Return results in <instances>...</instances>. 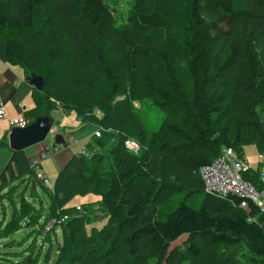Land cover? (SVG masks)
<instances>
[{
	"label": "trees",
	"instance_id": "trees-1",
	"mask_svg": "<svg viewBox=\"0 0 264 264\" xmlns=\"http://www.w3.org/2000/svg\"><path fill=\"white\" fill-rule=\"evenodd\" d=\"M161 33L165 56L153 57L151 35ZM140 58L153 66L152 78L142 75ZM0 61L20 66L26 81L43 79L23 112L28 124L38 115L51 121L60 107L82 126L104 129L52 188L4 133L0 149L10 158L0 174V242L23 228L30 231L17 243L32 239L21 251L3 242L0 264H264V213L252 202L242 208L240 197L205 192L199 175L223 148L242 159L246 145L264 154V0H132L119 25L108 0H0ZM142 92L164 114L153 133L133 105ZM127 139L138 142L137 154ZM260 173L249 167L242 177L264 187ZM37 183L50 192L47 215L18 193L6 219L15 189L36 192ZM89 192L100 196L98 212L68 205ZM99 218H106L100 228L86 229Z\"/></svg>",
	"mask_w": 264,
	"mask_h": 264
},
{
	"label": "rangeland",
	"instance_id": "rangeland-1",
	"mask_svg": "<svg viewBox=\"0 0 264 264\" xmlns=\"http://www.w3.org/2000/svg\"><path fill=\"white\" fill-rule=\"evenodd\" d=\"M109 3V7L112 8L114 10V14H115V19H116V24L119 25L121 24L126 16L127 11L131 8L132 6V0H108ZM152 38L154 39V45H156V51H155V55L153 57H158V56H165V52H164V48L162 46H160L161 44L160 41L162 38V33H161V37L158 34H154L151 35ZM118 41H114V43L117 44ZM113 43V42H112ZM119 45L121 46V44L119 43ZM103 50H104V54L106 55V57L109 54V50L110 48L108 47L107 44L103 45ZM140 63L138 62V67L141 68L142 70V75L144 76H148L150 78H152V75L154 71L153 66L151 67V64L147 63L144 58H140ZM114 60V59H113ZM116 62H118L119 60H114ZM105 65H110V63L108 61L105 62ZM18 66V65H16ZM20 67V66H19ZM151 67V68H150ZM156 67V66H154ZM149 68L151 69V71H148ZM155 76V75H154ZM180 79L183 81H185V77L184 75L181 73L180 75ZM98 91L97 88L95 89H91V92H95ZM144 94L145 97L142 96V100H137L133 103V105L135 107H137L138 109V113L140 115L139 118L142 119V121L144 122L145 127L148 129L149 133H153L155 132L161 122L164 120V114L159 111L156 107L153 106L152 102L149 100H146L145 98H149L150 96L145 93L142 92ZM82 97H84V94H82ZM31 100L33 102L32 99V94H31ZM34 105V103H33ZM61 108L58 107V110H54L51 112L50 114V118L52 121V125H51V131L49 132V134L46 136V138L44 139L43 142L39 143L41 144L44 149H55L58 148L57 152H61L63 150H66L70 156L69 159L73 156V155H78L80 154L86 147L87 142L90 140H86V135L89 133L90 129H87V127L82 130V124H80L79 119L76 116V113L74 111L71 110H60ZM12 121V120H11ZM11 121L9 123H11ZM11 128V125L8 124V129ZM92 134V132H90V135ZM4 136L3 134H0V139H2V137ZM68 137V139L71 140H76L77 142L74 144L72 142L69 141V145L66 144V138ZM85 137V139H84ZM64 141V142H62ZM65 144V147H64ZM36 146V145H34ZM28 147L26 148V152L27 154H29L32 150L31 148L34 147ZM30 149V150H29ZM140 146L138 148L137 151H139ZM243 152H244V156H243V160L246 162V164L252 168V169H259L260 171H264V158L262 160L259 159V150L257 149V147H255V145H246L243 148ZM84 155V154H83ZM87 156V155H84ZM69 159L66 161V163L69 161ZM58 158L55 157V154L46 158L45 160H43L41 162V166L36 168V172L37 173H41L43 172L44 169H47L48 172H43L45 173V177L47 178V181L50 184H53L59 171L62 169V167L66 164H64L63 166H60V164L58 163ZM105 164L106 161H105ZM101 170H108L107 166L105 165L104 167L102 166L101 169L98 170V173L101 172ZM56 173V174H54ZM55 175V176H54ZM101 178L103 177H107L106 172H101L98 174ZM18 193L23 195V197H25L27 200H29V202H33L35 204L38 210H41L42 214L44 216L47 215L48 211H49V203H50V196L47 190L43 189V187L37 183V187H36V192H32V190L29 188L27 190H23L22 188V184L18 186V188L15 189L14 195L12 197V202L11 201H7V207H6V219H10L12 217L13 211H14V206L13 203H19V198H18ZM183 198V196H177L172 198V201L169 202V204H167L168 206L166 208H170L172 206L176 207V205L178 204V202ZM100 199V196L97 193H92L89 192L87 194H75L70 200L68 205L70 207H74V206H83V207H92L93 208V212L96 213L98 212V209L96 207V202ZM196 202H202V195L197 196L196 198ZM106 221V218H99V219H94L92 220L89 224H87L86 229L90 230L91 227L95 226L97 228H100ZM53 226H51L49 229H46V227H44L45 231H48L52 228ZM30 231V229L28 228H23L21 230H19L16 233H13L7 240H3L0 242V247L2 248V244L5 241L13 240L15 243L7 248L6 250H16V251H21L28 243H30L32 238H29L28 241H24L26 243L24 244H18V241H22L23 238L26 237L27 233ZM34 237V235H33ZM37 238L40 239V236L37 235ZM60 240V228L57 227L56 228V236L55 238H52V248L50 249V258L51 260L54 259V255H55V247H56V241ZM181 242V240L177 241L176 244H179ZM46 248H48L47 245H45ZM4 249V247H3ZM45 248H43L44 250ZM5 250V249H4ZM44 259V257L42 258Z\"/></svg>",
	"mask_w": 264,
	"mask_h": 264
},
{
	"label": "built area",
	"instance_id": "built-area-1",
	"mask_svg": "<svg viewBox=\"0 0 264 264\" xmlns=\"http://www.w3.org/2000/svg\"><path fill=\"white\" fill-rule=\"evenodd\" d=\"M5 117L4 103L0 97V118ZM28 125V121L25 118L23 112L20 110L16 118L11 122V127H25ZM104 129L100 126H96L92 136L99 137ZM75 143L76 140H67ZM125 148L132 154L138 153L139 144L133 139H127L124 142ZM54 152L44 149L38 156L30 159V166L34 169L40 167V163L46 158L50 157ZM80 154L89 155V152L84 149ZM259 159H263V154H259ZM249 166L246 162L239 158L234 150L230 147L223 148L220 155L215 158L211 163L203 165L199 168V175L203 182L204 191L207 193L217 194L222 197L235 196L242 199L240 205L244 209H248L249 202H252L260 212L264 213V187H256L250 182L246 181L242 177V173L248 170ZM37 173V172H36ZM37 178L42 180L48 188H52V185L47 181V178L43 173H37ZM260 180L264 183V171H261ZM76 210L80 211V207H76ZM66 219V216L62 217L59 221L52 219L45 226L49 229L56 223H60Z\"/></svg>",
	"mask_w": 264,
	"mask_h": 264
},
{
	"label": "crops",
	"instance_id": "crops-1",
	"mask_svg": "<svg viewBox=\"0 0 264 264\" xmlns=\"http://www.w3.org/2000/svg\"><path fill=\"white\" fill-rule=\"evenodd\" d=\"M31 90H32V86H30L28 81L25 80L24 72L21 67L0 61V97L3 100L4 110H5V117L0 118V134L9 132L10 128L8 129V124L11 125V123L9 122L11 120L13 121V119L16 118V115L20 110L24 112L26 110L31 109L34 106L31 100ZM81 128L83 130L84 126H82ZM87 129H90V131L85 137L86 140H89V138L92 136V134L90 135V132L93 133L94 128L88 126ZM65 138L66 141L70 140L68 139V137ZM31 149L32 150L29 149L31 152L28 155L30 158H33L35 156H38L44 150V147L41 144H37ZM47 150H51L54 152L52 155L55 154V157L59 159L58 163L60 164V166H63L66 163V161L69 159L70 154L66 150H63L61 152L60 151L57 152L58 148L47 149ZM9 158H10L9 150L5 148H1L0 174L4 171L9 161ZM263 158H264V154H263ZM43 172L46 173L48 172V170L44 169ZM45 173H43L44 176Z\"/></svg>",
	"mask_w": 264,
	"mask_h": 264
},
{
	"label": "water",
	"instance_id": "water-1",
	"mask_svg": "<svg viewBox=\"0 0 264 264\" xmlns=\"http://www.w3.org/2000/svg\"><path fill=\"white\" fill-rule=\"evenodd\" d=\"M27 81L36 90H41L43 85L41 76L32 74L27 77ZM51 123L48 116L38 115L34 121L25 127L10 128L7 136L9 149L13 152L22 151L43 142L51 131Z\"/></svg>",
	"mask_w": 264,
	"mask_h": 264
},
{
	"label": "clouds",
	"instance_id": "clouds-1",
	"mask_svg": "<svg viewBox=\"0 0 264 264\" xmlns=\"http://www.w3.org/2000/svg\"><path fill=\"white\" fill-rule=\"evenodd\" d=\"M12 128V127H11ZM66 144H67V141H66ZM67 145H69V144H67ZM52 185V184H51Z\"/></svg>",
	"mask_w": 264,
	"mask_h": 264
}]
</instances>
